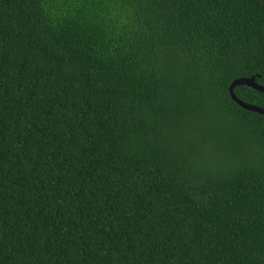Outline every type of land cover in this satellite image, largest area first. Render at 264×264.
Segmentation results:
<instances>
[{"label": "trees", "instance_id": "obj_1", "mask_svg": "<svg viewBox=\"0 0 264 264\" xmlns=\"http://www.w3.org/2000/svg\"><path fill=\"white\" fill-rule=\"evenodd\" d=\"M251 77L260 0H0V264H264Z\"/></svg>", "mask_w": 264, "mask_h": 264}, {"label": "water", "instance_id": "obj_2", "mask_svg": "<svg viewBox=\"0 0 264 264\" xmlns=\"http://www.w3.org/2000/svg\"><path fill=\"white\" fill-rule=\"evenodd\" d=\"M260 2L264 4V0H260ZM240 86H245V87L251 88V89H253L257 92H260L262 94H264V87L259 85L256 82L255 77L237 79V80L233 81L229 87V95L235 104H237L243 110H246L248 112H252L255 114H259V115H262L264 117V109L259 108V107L254 106V105L246 104V103L242 102L241 100H239L235 96L234 90H235V88L240 87Z\"/></svg>", "mask_w": 264, "mask_h": 264}]
</instances>
